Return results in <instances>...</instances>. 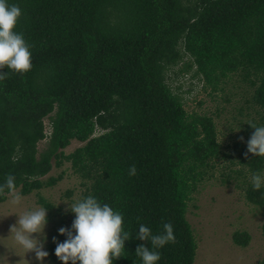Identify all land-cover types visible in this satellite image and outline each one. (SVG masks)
I'll use <instances>...</instances> for the list:
<instances>
[{"label":"trees","instance_id":"1","mask_svg":"<svg viewBox=\"0 0 264 264\" xmlns=\"http://www.w3.org/2000/svg\"><path fill=\"white\" fill-rule=\"evenodd\" d=\"M7 2L22 10L16 31L31 46L32 69L3 70L0 184L12 174L28 196L56 185L64 172L47 176L70 163L83 198L91 195L124 217L130 240L113 264H143L136 249L152 245L136 239L139 225L158 234L166 222L175 243L158 249L157 264H194L199 246L187 215L219 162L240 167L233 171L238 188L264 211V187L254 190L247 180V173L264 172V157L245 158L254 131L248 124L264 126V0ZM187 74L211 94L234 75L252 88L247 138L226 147L213 117L186 109L181 86L173 84ZM73 140L84 144L67 154ZM55 239L66 237L57 231ZM233 241L247 247L251 235L237 232ZM55 248L52 242L48 258L61 264Z\"/></svg>","mask_w":264,"mask_h":264},{"label":"rangeland","instance_id":"2","mask_svg":"<svg viewBox=\"0 0 264 264\" xmlns=\"http://www.w3.org/2000/svg\"><path fill=\"white\" fill-rule=\"evenodd\" d=\"M173 75V74H172ZM171 75L170 78L173 79ZM184 75L176 79L173 86H181L180 93L184 98L189 112L207 114L214 118L219 132V140L224 146H233L247 138L246 123L254 111L249 109L247 99L252 88L244 84L240 77L234 75L225 85L224 91L211 94L210 90L202 88L203 83L197 78ZM46 123L48 121L46 120ZM44 142L40 143L42 146ZM84 143L73 140L65 149L67 154L73 152ZM239 166L216 165L213 176L202 183L194 194L190 204L188 219L194 229L198 241V250L194 264H261L264 258V211L247 203L244 192L238 188L240 183L237 171ZM64 176L56 185L35 191L23 196L19 206H13L9 201L0 204V264H40L34 253L25 254L22 248L9 238L10 226L17 223L19 214L25 210L38 207L46 208L40 199L50 204L47 209L48 224L44 235L40 237L45 242V251L53 242L57 231L65 225L72 224L75 216L68 207L83 199L84 187L81 179L74 174L70 163L62 167H54L47 177ZM247 180L251 173H247ZM234 176V177H232ZM236 177V178H235ZM228 180H224V179ZM242 181V177H239ZM237 232H247L251 241L247 247H240L233 241ZM43 264H52L47 257Z\"/></svg>","mask_w":264,"mask_h":264},{"label":"clouds","instance_id":"3","mask_svg":"<svg viewBox=\"0 0 264 264\" xmlns=\"http://www.w3.org/2000/svg\"><path fill=\"white\" fill-rule=\"evenodd\" d=\"M23 13L15 4L7 0H0V81L7 78L3 72L5 68L17 73L26 74L32 69V54L30 45L22 33L16 31ZM46 123V122H45ZM254 131L247 141V154L264 157V126L254 123L248 124ZM243 141V137H241ZM136 168L131 166L130 175H135ZM254 190L264 187V172H254L251 175ZM9 196L13 206H19L23 196L18 192L16 177L8 174L5 182L0 184V196ZM68 210L75 215L71 229L61 227L59 235L65 236L63 242L56 241L55 255L61 264H113V260L120 259L125 253V242L130 240V233L125 231L124 217L108 204H101L89 195L72 203ZM17 223L10 226V236L14 243L23 249L25 254L34 253L40 264L48 257L45 242L40 237L48 224L47 209L38 207L25 210L17 215ZM136 239L151 243L152 247L141 244L136 249V255L143 264H157L161 259L158 249L168 243H175L173 225L163 224V232L153 234L151 229L143 224L139 225Z\"/></svg>","mask_w":264,"mask_h":264}]
</instances>
